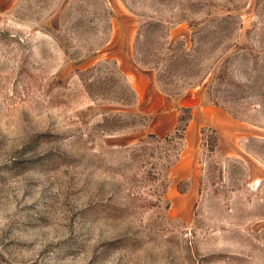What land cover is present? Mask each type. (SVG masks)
Returning <instances> with one entry per match:
<instances>
[{
  "label": "rangeland",
  "instance_id": "rangeland-1",
  "mask_svg": "<svg viewBox=\"0 0 264 264\" xmlns=\"http://www.w3.org/2000/svg\"><path fill=\"white\" fill-rule=\"evenodd\" d=\"M0 264H264V0H0Z\"/></svg>",
  "mask_w": 264,
  "mask_h": 264
},
{
  "label": "crops",
  "instance_id": "crops-1",
  "mask_svg": "<svg viewBox=\"0 0 264 264\" xmlns=\"http://www.w3.org/2000/svg\"><path fill=\"white\" fill-rule=\"evenodd\" d=\"M142 80L143 79H142L141 75H135L133 78V86H134L135 90L137 91V94L139 97H142V93L140 92V90L138 91L139 83L142 82ZM149 83H150V88L153 90V92L160 94L158 91L157 92L155 91V86H154V84H152V81ZM160 96H161V105H159L160 107H158V108H162V110L164 112H170V113L176 109L175 105L173 104L171 97L166 96V95H162V94H160Z\"/></svg>",
  "mask_w": 264,
  "mask_h": 264
},
{
  "label": "trees",
  "instance_id": "trees-1",
  "mask_svg": "<svg viewBox=\"0 0 264 264\" xmlns=\"http://www.w3.org/2000/svg\"><path fill=\"white\" fill-rule=\"evenodd\" d=\"M167 92V91H166Z\"/></svg>",
  "mask_w": 264,
  "mask_h": 264
}]
</instances>
